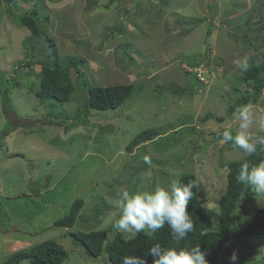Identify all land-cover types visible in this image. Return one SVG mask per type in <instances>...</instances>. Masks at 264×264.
<instances>
[{
	"label": "rangeland",
	"instance_id": "obj_1",
	"mask_svg": "<svg viewBox=\"0 0 264 264\" xmlns=\"http://www.w3.org/2000/svg\"><path fill=\"white\" fill-rule=\"evenodd\" d=\"M23 1L0 0V186L7 191L12 183V192L20 196L16 202L0 196V261L13 250L53 238L68 252L63 264H110L105 251L98 258L88 257L69 232L107 229L106 241L111 239L122 190L135 193L167 187L186 172L195 174L202 207L211 214L209 228L215 229L226 164L244 157L231 141L221 142V133L230 130L235 136L239 122L233 113L243 105L232 111L230 107L253 94L252 87L240 82L243 71L234 62L247 57L251 66L264 59V0L249 7L245 6L248 0H118L108 7V0ZM219 2L225 4L221 15L239 16L226 21L239 28H222L217 41L216 29L209 27L207 38V27L195 25L192 16L205 4L215 17ZM34 5L39 14H49V25H42L49 29L60 54L85 61L82 76H73L75 88L64 102L40 100L36 95L40 66L36 64L33 71L24 66L30 59L24 42L29 30L18 25L16 14ZM95 29L100 34L94 35ZM113 30L125 33L117 36ZM186 34L188 40H180ZM106 46L112 47L107 55ZM191 55L218 68L217 76L202 84L186 74L178 60ZM104 59L120 62L121 76L108 79L114 68L104 65ZM126 60L131 65L141 60L144 67L129 68ZM157 64H166V69L154 72ZM113 82L134 83L135 93L116 109L89 107L87 85ZM5 88L7 98L2 94ZM247 104L253 106L256 119L264 116V91ZM209 112L215 116L208 117ZM151 127L160 130L157 137L126 149L137 133ZM249 132L264 134L255 119ZM145 155L151 165L143 162ZM36 170L42 177L37 176L38 181ZM19 181L25 182V189ZM40 188L46 189L44 199L51 201L46 206L40 198L35 201L33 194ZM26 191L29 200L21 195ZM77 199H83V205L72 227L55 226L54 221L68 214ZM239 204L234 221L243 216L250 220L255 208L264 204V194L244 192ZM231 237L219 264H264V236L232 233Z\"/></svg>",
	"mask_w": 264,
	"mask_h": 264
},
{
	"label": "trees",
	"instance_id": "obj_2",
	"mask_svg": "<svg viewBox=\"0 0 264 264\" xmlns=\"http://www.w3.org/2000/svg\"><path fill=\"white\" fill-rule=\"evenodd\" d=\"M26 1L24 0L23 2ZM115 1L118 0H108L105 5L108 7ZM16 15L19 18L18 25L29 30V35L24 42L30 54H27L30 59L24 66L32 71L36 64L40 66V71L38 72L40 74V88L36 91V95L42 101L50 99L59 102L67 101L75 88L73 76L81 77L83 74L84 58L71 54H60L53 37L49 33V29H44L42 25L43 23L45 27L49 25V14L47 12L39 14L36 5L30 10L22 11ZM40 15H43V17ZM240 80V82L246 83L253 88V94L242 98L237 105L230 107V111L249 102H255L257 96L262 90L264 91V59L243 71ZM135 88L134 83L87 85L88 106L97 110L116 109L135 93ZM7 93L8 88H5L2 94L6 98ZM207 116L214 117L215 115L209 112ZM215 118L219 121L223 120V117ZM159 134L160 130L153 127L142 130L129 141L126 149L130 151L136 145L150 141ZM245 161L252 165L263 162L264 147H259L258 151L252 156H244L226 164V186L218 204L217 227L215 229L209 228L211 214H208L202 207L199 186L193 189V199L190 201L187 211L193 221L194 231L179 245L174 243L167 225L155 233L143 232L132 236L117 231L113 227V223L110 230L114 234L107 241V229L75 230L69 232V235L73 238V242L80 246L91 259L98 258L105 251L110 264H123L122 258L125 256H144L147 264H153V257L147 253L148 249L155 244H160L165 248H191L200 245L201 250L206 252L208 264H219L221 259L224 258L222 248L232 238V233L236 236H264V204L255 208L250 220L246 219L245 216L238 217L236 221L233 218V215L240 208L239 200L241 195L244 192H249L250 195L255 193L254 191L250 193L252 189L236 179L240 165ZM176 181L181 184L194 181L198 185L195 174L190 172L180 174ZM249 200L251 201V199ZM82 205L83 199L75 200L70 207L69 213L56 219L54 225L72 227ZM241 213L239 211V215ZM6 218L11 220L12 217L6 215ZM24 260H27V264H63L68 261V252L56 239L48 238L29 247L13 250L0 261V264H19Z\"/></svg>",
	"mask_w": 264,
	"mask_h": 264
},
{
	"label": "clouds",
	"instance_id": "obj_3",
	"mask_svg": "<svg viewBox=\"0 0 264 264\" xmlns=\"http://www.w3.org/2000/svg\"><path fill=\"white\" fill-rule=\"evenodd\" d=\"M202 61L203 59L192 63L185 62L181 66L184 72L188 73L183 68V64L192 65ZM234 63L241 71H246L249 67L247 57ZM233 116L239 122V130L235 136L230 130H224L221 133V142L231 141L244 156L254 155L259 147H264V135H253L249 129L255 119L259 132L264 133V116L256 119L251 104L237 108ZM143 162L147 165L152 163L147 155L144 156ZM148 175L150 176L151 173L149 172ZM236 179L255 193L264 194V162L252 165L245 161L240 165ZM197 187L194 181H189L187 184L172 181L167 187H158L150 191L132 193L126 189L122 190L117 200L120 216L115 220L113 227L119 232L135 236L143 232L155 233L167 225L174 243L179 245L194 231V224L187 207L193 199V189ZM147 254L153 257V264H208L206 252L201 250L200 245L191 248H165L155 244L148 249ZM232 259H236L235 255ZM122 261L123 264H147L144 256H125Z\"/></svg>",
	"mask_w": 264,
	"mask_h": 264
},
{
	"label": "crops",
	"instance_id": "obj_4",
	"mask_svg": "<svg viewBox=\"0 0 264 264\" xmlns=\"http://www.w3.org/2000/svg\"><path fill=\"white\" fill-rule=\"evenodd\" d=\"M258 0H248V1H246V3H245V6H247V7H249V6H254L255 4H256V2H257ZM190 2L192 3V2H197V0H190ZM222 3V2H221ZM219 5H220V2L218 3ZM219 5H217L216 6V8H217V12H218V14L215 16V17H212L210 14H209V12L206 10V5L204 4L203 6H199L198 8H197V13L194 15V16H192L193 18H194V22H195V25L196 24H198L197 26H199V25H204V27H207V28H205V33H206V37L208 38L209 37V35H211V30H210V28L209 27H211V29L214 31V29H216V31L214 32V34H216V40L217 41H219L220 39H219V37H220V35H219V33L221 32V29L222 28H239V27H232V25L231 24H227L226 23V21L227 22H231V21H229V20H231V19H237L239 16H237V14H234V15H231V14H233V13H235V12H233V13H230V14H226L225 16H223V15H221L220 14V11H222L223 9H224V7H225V4L224 3H222V5H220L221 7H219ZM210 8V7H209ZM211 10V9H210ZM215 10V9H214ZM216 11V10H215ZM243 11H241V12H239V14H241ZM246 12V11H245ZM176 15H178V16H180V14H179V10H176ZM246 16V19H248V21L250 20H253V18L252 17H250V16H248V15H245ZM233 17V18H232ZM253 17H255V15L253 16ZM161 21V20H160ZM232 21H235V20H232ZM160 23V22H159ZM159 23H153V25L154 24H156V25H159ZM164 27V26H163ZM127 28H129V27H127ZM115 31L116 30H113L111 33L113 34V33H115ZM117 32V36L118 35H120L121 33H125V31H123V32H120V31H116ZM96 33L97 34H100V29H95L94 30V35H96ZM93 34V33H92ZM187 35L188 34H186V35H181L180 36V40H188V37H187ZM108 36V35H107ZM106 36V37H107ZM129 37L131 38V37H135L136 38V34H131V35H129ZM97 39H98V43H99V41H100V39L98 38V37H96ZM109 38V37H108ZM104 39L105 38H103L102 39V42H104ZM79 40V39H78ZM79 42V44H82V40H81V42L80 41H78ZM94 43V42H93ZM93 43H91V44H93ZM105 43V42H104ZM121 44V42L118 44V45H120ZM93 45H95V44H93ZM89 46H90V44H89ZM111 49H112V47H105L104 48V52L106 53V55L108 54V52H111ZM114 50H115V48H114ZM113 50V51H114ZM205 52H208V51H206V49H205V51H204V53ZM114 53H115V51H114ZM187 54L188 53H184V55L182 54V56H184V57H186L187 56ZM194 55H196V54H194ZM194 55H191V56H189V57H187V58H184V59H182V60H178L179 61V67L180 68H182V66H181V64L182 63H192V62H194V60L196 61V60H198V61H200L201 59H204V58H197V57H194ZM207 56V55H206ZM205 57V56H204ZM117 58V57H116ZM168 58H172V54L168 57ZM221 58H224L223 56L221 57ZM159 59V58H158ZM188 59H192L190 62L189 61H186V60H188ZM87 60V59H86ZM166 60H167V62L169 61L167 58H166ZM126 62L128 63V66H129V68H132V66H137V67H139V68H141V70L143 69L142 67H144L143 65H142V63H141V60L136 64V65H131V64H129L130 63V61L129 60H126ZM104 65L106 64V66L107 67H113L114 69V71H112V73H110L109 75H107L108 76V79H114V77H118L122 72L120 71L121 70V64H120V62H116V61H111V62H109V63H107L106 61H105V59H104ZM120 64V65H119ZM166 64H162V66H159V64H157V65H155V66H153V68H154V72H156V71H158V72H160L161 70H164V69H166ZM100 68V67H99ZM146 70V69H145ZM140 72V71H139ZM138 72V73H139ZM152 73H149L148 75H151ZM186 74H188V73H186ZM121 76V75H120ZM135 77V76H134ZM126 83H131V82H126ZM170 83H172V82H170ZM110 84H123V83H116V82H113V83H110ZM108 85V84H107ZM1 151V150H0ZM39 170V169H38ZM38 170H36L35 171V176H36V181H38V179H37V176H38V174H36V173H38ZM28 178V177H27ZM38 178H42V177H40V176H38ZM19 184H20V186H21V188H24L25 189V182L23 181V182H21V181H19ZM8 185V190L7 191H3L2 190V187L0 186V196L3 198H5L6 199V201H13V202H16V200H19V198H20V196H18L17 194L18 193H13L12 191V188H10V187H12L13 185H12V183H9V184H7ZM46 189L45 188H40V191L39 192H36V193H34L33 195H37L36 197H35V199H33V200H35V201H39V198H40V201L41 202H44V204L46 203V202H51V201H47V200H45L44 199V197H43V194L46 192L45 191ZM3 191V192H2ZM14 195V196H13ZM21 195H23L24 197L26 196V195H28V197H26V200L28 199H30V198H32L31 196L29 197V194L27 193V191L26 192H24V193H22ZM39 195V196H38ZM12 196V197H11ZM7 205H8V203H7ZM47 204H45V206H46ZM50 207V206H49ZM48 207V208H49ZM9 208V207H8ZM12 210H13V208H12ZM8 215V214H7Z\"/></svg>",
	"mask_w": 264,
	"mask_h": 264
},
{
	"label": "built area",
	"instance_id": "obj_5",
	"mask_svg": "<svg viewBox=\"0 0 264 264\" xmlns=\"http://www.w3.org/2000/svg\"><path fill=\"white\" fill-rule=\"evenodd\" d=\"M183 68L194 75V77L202 84H207L211 79L217 76L218 68L212 69V65H206L204 62L195 64H183Z\"/></svg>",
	"mask_w": 264,
	"mask_h": 264
}]
</instances>
